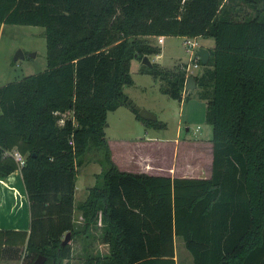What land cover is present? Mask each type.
Wrapping results in <instances>:
<instances>
[{
	"label": "trees",
	"instance_id": "obj_1",
	"mask_svg": "<svg viewBox=\"0 0 264 264\" xmlns=\"http://www.w3.org/2000/svg\"><path fill=\"white\" fill-rule=\"evenodd\" d=\"M1 24L42 27L46 67L0 86V180L19 170L29 212L27 232L0 229V260L69 258L75 166L94 149L101 169L76 208L83 229L99 217L107 252L83 264H175V237L192 264H264V0H0ZM161 36L213 41L192 76L211 129L206 178L130 173L110 159L106 113L128 106L130 60L157 54L148 38ZM175 69L138 72L180 101Z\"/></svg>",
	"mask_w": 264,
	"mask_h": 264
},
{
	"label": "rangeland",
	"instance_id": "obj_2",
	"mask_svg": "<svg viewBox=\"0 0 264 264\" xmlns=\"http://www.w3.org/2000/svg\"><path fill=\"white\" fill-rule=\"evenodd\" d=\"M183 38L186 37L164 36L160 41L158 37L148 39L151 45L158 48L163 44L159 48L162 54L158 61L161 64L155 62L160 69L176 70L175 68L183 66L185 77H192L196 69H192L194 67L190 61L195 60L193 58L196 49L205 45L212 46L213 41L209 37H188L195 38L198 45L191 51L182 46ZM16 51H20L21 57L14 60ZM143 56L147 57L150 63L153 62L151 61L153 55ZM140 60L135 58L130 60L128 72L132 84L123 86L122 91L135 105L151 112L163 126L159 129L143 126L140 121L131 118L133 112L129 105L109 111L106 115L104 137L109 141L110 151L113 156L115 155L117 162L123 167L127 166L128 169L131 166L134 170L141 169L145 162V165L148 163L150 165V168L147 165L146 169L148 168V172L152 173L169 172L174 175L188 174L194 177L208 175L211 129L204 121L205 101L198 97V89L194 85L192 90L182 91L180 101L172 99L159 92L158 79L137 71L140 69ZM185 64L190 67L187 71ZM45 67L42 27L0 25V86L43 71ZM200 71L201 69L194 75L199 74ZM67 116V113L60 114L61 118ZM121 135L125 136L122 137L127 140V145L117 141L121 139ZM100 158V151L86 150L82 156V163L75 166L76 186L78 189H83L82 195L85 186L94 182L95 177L92 179L90 175L87 176L89 171L96 167L101 169ZM79 195L78 191L77 198L80 197ZM174 260L175 264H192L190 254L178 237L174 238Z\"/></svg>",
	"mask_w": 264,
	"mask_h": 264
},
{
	"label": "crops",
	"instance_id": "obj_3",
	"mask_svg": "<svg viewBox=\"0 0 264 264\" xmlns=\"http://www.w3.org/2000/svg\"><path fill=\"white\" fill-rule=\"evenodd\" d=\"M164 36H161L163 39ZM163 45V44H162ZM160 45L159 48L162 46ZM212 46L205 45L201 46V48H204L207 52L208 49H210ZM161 49L159 52L151 58V61L156 62L158 64H161L158 60L161 57ZM191 54V53H190ZM191 56V55H190ZM191 59V57L189 58ZM192 66L196 69L192 75L196 74L201 67L196 64L195 61H190ZM185 71L187 69H190L188 64H185ZM138 71V70H137ZM127 97V96H126ZM121 107V106H119ZM117 107V108H119ZM139 107V106H138ZM116 108V109H117ZM115 109V110H116ZM107 115V113H106ZM131 118L136 120L134 118V115H131ZM106 121V117H105ZM106 125V124H105ZM105 127V126H104ZM104 131V129H103ZM146 134V131L145 133ZM105 136V134H104ZM121 135V139L117 140L119 143H126L124 145H127V140L125 138L123 139V136ZM151 139V138H150ZM152 140V139H151ZM150 141V140H148ZM107 145L108 140L106 139ZM109 148V145H108ZM110 159L111 161L116 165L118 170L120 171H126L130 173H144V174H150V175H165L169 177H187V178H206L209 175H204L202 177H194L190 176L188 174H182V175H174L171 173H152L148 172V168H150L149 163L148 168L146 169L145 162L144 166L140 167L141 169L134 170L133 166L127 168V166L123 167L122 164H119L115 158V155L113 156V153L109 149ZM130 156V155H129ZM210 160H211V151H210ZM209 160V164H210ZM210 169V167H209ZM150 170V169H149ZM100 172V168L96 167L95 169H91L89 173L90 178L96 177V175ZM76 172H75V178H74V190H73V203H72V227L74 234L72 238L69 240V258L66 261H63V264H83L84 260L93 257L95 255H102L107 252V245L105 243H102L100 240V220L99 217H97V221L94 225L88 226L87 228L83 229V218L81 215V211L76 208V205L83 201L87 189L90 188L96 178H94V182L90 184H87L85 186L84 194L82 195L81 188L78 189L76 186ZM79 191V198H77V192ZM81 192V193H80ZM29 227V212H28V202L26 193L22 184L20 172L18 169L13 170L11 173H9L6 178L3 180H0V229L5 230H12V231H28ZM0 264H21L20 259H2L0 260Z\"/></svg>",
	"mask_w": 264,
	"mask_h": 264
},
{
	"label": "water",
	"instance_id": "obj_4",
	"mask_svg": "<svg viewBox=\"0 0 264 264\" xmlns=\"http://www.w3.org/2000/svg\"><path fill=\"white\" fill-rule=\"evenodd\" d=\"M196 57L199 59V61L204 64L206 62V59L208 57V52L201 47H198L195 51ZM17 57H21L20 51H16V53L13 56V59L15 60ZM141 64L150 66V61L147 59V57L143 56L141 58ZM194 81L191 76L185 77L184 85H183V91H190L194 87ZM126 103L133 108L134 111H136L139 118L147 121H154L156 118L155 116L149 112L148 110L144 108H140L137 105H135L133 102H131L129 99L126 100ZM69 240V233H65L63 235V238L61 239V245L67 243ZM44 258L42 256H38L31 264H42Z\"/></svg>",
	"mask_w": 264,
	"mask_h": 264
},
{
	"label": "built area",
	"instance_id": "obj_5",
	"mask_svg": "<svg viewBox=\"0 0 264 264\" xmlns=\"http://www.w3.org/2000/svg\"><path fill=\"white\" fill-rule=\"evenodd\" d=\"M160 38L161 37H158L159 41L161 40ZM182 46L186 50H191V51L198 47L196 39L195 38H188V37L182 39ZM59 122H61V120ZM11 154L19 166L23 164V157L19 153H17L16 151H12Z\"/></svg>",
	"mask_w": 264,
	"mask_h": 264
}]
</instances>
